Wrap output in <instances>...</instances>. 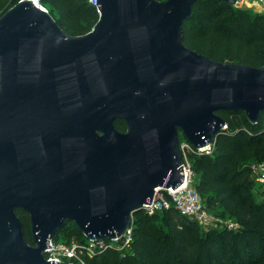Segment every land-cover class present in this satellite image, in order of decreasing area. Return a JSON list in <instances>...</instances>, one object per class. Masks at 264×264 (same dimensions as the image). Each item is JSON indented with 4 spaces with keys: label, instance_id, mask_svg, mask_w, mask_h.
I'll return each instance as SVG.
<instances>
[{
    "label": "water",
    "instance_id": "water-1",
    "mask_svg": "<svg viewBox=\"0 0 264 264\" xmlns=\"http://www.w3.org/2000/svg\"><path fill=\"white\" fill-rule=\"evenodd\" d=\"M197 1L97 0L82 35L32 0L0 17V264H70L45 257L67 222L88 239L122 237L157 187L183 181L181 133L199 148L226 125L220 111L259 121L264 66L185 44Z\"/></svg>",
    "mask_w": 264,
    "mask_h": 264
},
{
    "label": "trees",
    "instance_id": "trees-1",
    "mask_svg": "<svg viewBox=\"0 0 264 264\" xmlns=\"http://www.w3.org/2000/svg\"><path fill=\"white\" fill-rule=\"evenodd\" d=\"M7 1H0V17L21 0ZM43 2L72 35L88 33L99 19L89 0ZM183 38L188 47L212 59L264 66L262 14L220 0H198L183 24ZM219 114L227 127L216 134L213 151L191 155L195 186L208 209L220 208L237 226L204 229L173 207L152 214L137 209L128 249L108 247L86 256V264H264V185L251 175V164L264 161V112L255 124L244 111ZM115 125L125 129L122 120ZM17 214L27 241L34 244L30 215L22 209ZM62 231L68 240H87L74 222Z\"/></svg>",
    "mask_w": 264,
    "mask_h": 264
},
{
    "label": "built area",
    "instance_id": "built-area-1",
    "mask_svg": "<svg viewBox=\"0 0 264 264\" xmlns=\"http://www.w3.org/2000/svg\"><path fill=\"white\" fill-rule=\"evenodd\" d=\"M99 12L97 0H89ZM37 7L48 11L43 0H32ZM247 4L259 6L264 12V0H237L234 6L242 7ZM227 125L224 126L226 128ZM215 142V141H214ZM214 142L212 144L195 148L186 138L179 141V149L182 155V164L184 171L183 181L173 190L170 187L161 186L155 189L152 202L144 204L141 209L147 213H155L161 210L175 208L181 214L197 221L204 229L216 227L217 225H227L229 228L236 227V223L232 219L223 221L216 219L207 208L201 195L198 193L195 181L196 172L193 168L192 154H210L213 151ZM251 175L253 179L264 185V161L253 162L251 164ZM132 240V224L126 230L122 237L111 239H88L80 242L72 238L70 240H60L59 237L50 239V245L47 247L45 257L48 261H65L70 264H86L85 257L92 256L97 251H101L108 247H113L119 251H126Z\"/></svg>",
    "mask_w": 264,
    "mask_h": 264
},
{
    "label": "rangeland",
    "instance_id": "rangeland-1",
    "mask_svg": "<svg viewBox=\"0 0 264 264\" xmlns=\"http://www.w3.org/2000/svg\"><path fill=\"white\" fill-rule=\"evenodd\" d=\"M1 1V0H0ZM9 2V0L7 1ZM6 2V3H7ZM46 7H48V9H50V5L48 3H44ZM7 7V6H6ZM242 9H247L251 14L255 15V14H262L264 15V12L261 10V8L259 6L256 5H252V4H247L244 5L242 7H239ZM186 137L181 133L180 134V139L184 140ZM210 213L216 218V219H221L223 221H226L228 219H230L227 215L226 216H222L221 213V209L220 208H214V209H209ZM218 226V225H217ZM58 237L60 238V240H65L67 239L64 232L61 231L60 233L57 234Z\"/></svg>",
    "mask_w": 264,
    "mask_h": 264
},
{
    "label": "flooded vegetation",
    "instance_id": "flooded-vegetation-1",
    "mask_svg": "<svg viewBox=\"0 0 264 264\" xmlns=\"http://www.w3.org/2000/svg\"><path fill=\"white\" fill-rule=\"evenodd\" d=\"M117 120H121V119H117ZM124 121V120H122ZM125 122V121H124ZM127 130V125H126V122H125V129L121 130V131H126Z\"/></svg>",
    "mask_w": 264,
    "mask_h": 264
}]
</instances>
